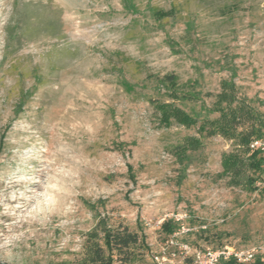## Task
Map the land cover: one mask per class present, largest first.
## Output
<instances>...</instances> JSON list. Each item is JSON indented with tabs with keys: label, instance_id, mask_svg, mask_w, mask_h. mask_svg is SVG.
Returning a JSON list of instances; mask_svg holds the SVG:
<instances>
[{
	"label": "rangeland",
	"instance_id": "obj_1",
	"mask_svg": "<svg viewBox=\"0 0 264 264\" xmlns=\"http://www.w3.org/2000/svg\"><path fill=\"white\" fill-rule=\"evenodd\" d=\"M235 87L264 115V0H0V263L86 264L101 220L144 237L131 264H193L182 227L264 262V188L202 133Z\"/></svg>",
	"mask_w": 264,
	"mask_h": 264
},
{
	"label": "trees",
	"instance_id": "obj_2",
	"mask_svg": "<svg viewBox=\"0 0 264 264\" xmlns=\"http://www.w3.org/2000/svg\"><path fill=\"white\" fill-rule=\"evenodd\" d=\"M170 83L175 82L174 75L167 78ZM186 99H193L191 95H183ZM248 103V101H245ZM220 118L213 122L214 129L202 130L206 137L214 134L225 136L235 141L238 153L234 152L223 156V177L229 178L234 187H244L250 192H260L264 187V149L254 147V143L264 141V115L252 110L249 105L242 104L237 97L235 87V102L225 109L216 111ZM184 124L188 125L190 119L184 117ZM218 132V133H217ZM197 146V143L190 144ZM187 150L188 147H181ZM249 173H253L250 176ZM167 227L168 234L174 232L171 225ZM86 246V264H131L135 257V249L143 248L145 239L141 233L131 230L128 226L119 223L109 225L103 220L99 221L94 232L88 239ZM254 264H264L261 259H255ZM2 264V263H0ZM224 264H237L230 261Z\"/></svg>",
	"mask_w": 264,
	"mask_h": 264
},
{
	"label": "built area",
	"instance_id": "obj_3",
	"mask_svg": "<svg viewBox=\"0 0 264 264\" xmlns=\"http://www.w3.org/2000/svg\"><path fill=\"white\" fill-rule=\"evenodd\" d=\"M261 147L260 143H254L252 148ZM188 230L182 227L177 234L169 239L168 244L172 247L178 246L180 255L183 259H190L193 264H224L230 261H234L237 264H250L255 261L257 249L252 248L247 251H236L233 248L225 247L223 249H193L187 244H179L178 235L185 234ZM173 258L177 257L176 253L172 254ZM157 264H167V260L164 257H155Z\"/></svg>",
	"mask_w": 264,
	"mask_h": 264
}]
</instances>
